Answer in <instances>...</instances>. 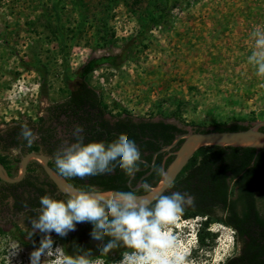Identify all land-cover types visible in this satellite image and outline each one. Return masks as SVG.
Wrapping results in <instances>:
<instances>
[{
    "label": "rangeland",
    "instance_id": "1",
    "mask_svg": "<svg viewBox=\"0 0 264 264\" xmlns=\"http://www.w3.org/2000/svg\"><path fill=\"white\" fill-rule=\"evenodd\" d=\"M166 8L170 28L153 25L136 42L140 24ZM256 27L264 30V0H0V130L40 124L46 108L67 97L59 33L74 78L100 92L110 118H163L191 131L211 129L213 120H262L264 76L248 62ZM1 153L16 176L17 149ZM30 174L44 178L39 170ZM4 192L0 219L11 205ZM201 219L181 217L168 230L189 253L187 264H222L236 253L233 230L211 222L200 242ZM29 225L22 216L1 222L0 264H30L40 242L21 234ZM51 236L53 248L62 247L61 237Z\"/></svg>",
    "mask_w": 264,
    "mask_h": 264
},
{
    "label": "trees",
    "instance_id": "2",
    "mask_svg": "<svg viewBox=\"0 0 264 264\" xmlns=\"http://www.w3.org/2000/svg\"><path fill=\"white\" fill-rule=\"evenodd\" d=\"M167 13L168 8L156 17L146 18L140 24L134 40L140 42L153 25H162L164 30H168L171 22L166 18ZM58 41L63 63V81L69 93L64 100L46 108V117L40 118V124L31 121L16 122L0 130V163L10 175L7 155L2 154L1 151L10 148H19L22 153L41 150L50 157L48 164L58 173L55 166V154L67 145L62 144L61 138H55V127L50 126L52 120L55 119L58 123L65 125V130L70 127L69 131L72 135L74 128L79 125L83 129L84 143L103 141L108 144L117 139L121 132L126 133L129 139L135 141L141 152V159L144 160H141L140 170L131 180L120 169L118 162H114V170L110 173L89 176L85 179L64 177L79 190L91 191L92 187H95L100 191H131L130 186H134L137 181L141 183L144 180L154 186L160 178L154 169L161 167L165 152H159L154 156L153 166L150 168L153 153L161 146L170 144L175 135L183 132L184 129L163 118L156 120L135 118L129 114L118 115L113 117V120L106 118L107 105L100 92L89 82L74 78L76 73L70 71L65 41L60 33ZM60 115H64L65 119H60ZM260 118L264 120V113L260 114ZM45 121L49 123L45 124ZM25 123L38 137L31 146L20 135L21 126ZM211 125L212 130L234 131L247 128L249 123L244 124L237 119L229 123L213 120ZM207 130L210 129L203 128L195 131ZM72 140L76 142L74 135ZM180 141L177 142L175 148L178 147ZM171 158L170 155L164 159L163 167L170 162ZM37 168L41 169V165L36 160H31L20 181L9 183L0 180V185L6 187V193L2 194L3 197L11 196L15 202L21 196L24 200L28 198L22 206H15L17 210L28 208L25 211L26 220L37 218L40 198L43 195L47 194L56 199H67L66 194L60 192L54 195L52 193L55 188L53 183H45L44 180L38 182V178L30 174ZM127 180L129 184H126ZM45 184L51 188H45L43 186ZM20 186H31V190H24L20 195L17 192ZM135 191L137 194L144 193L138 187ZM173 192H187L195 198L194 204L185 208L182 217L199 216L203 218L200 220L198 229L200 242H203L210 234L208 226L211 222L221 223L233 230L236 253L226 257L222 264H264V148L218 145L200 147L162 194L171 195ZM32 194L34 195L31 198ZM92 228L93 225L89 222L79 223L75 231L61 237L64 252L68 255H75L77 252L82 254L90 250V259L98 257L102 259V264H110L119 260L123 253L132 251L120 242L119 247L110 250L107 254L102 253L103 246L112 238L105 236L102 241L94 240L91 237ZM30 230L29 225L21 231V234L27 236V231ZM43 235L37 231L30 241L40 242Z\"/></svg>",
    "mask_w": 264,
    "mask_h": 264
},
{
    "label": "clouds",
    "instance_id": "3",
    "mask_svg": "<svg viewBox=\"0 0 264 264\" xmlns=\"http://www.w3.org/2000/svg\"><path fill=\"white\" fill-rule=\"evenodd\" d=\"M251 35L255 46L248 62L256 68L258 76H264V30L256 27ZM82 132L77 125L73 130L76 142L55 154V166L60 176L85 179L106 174L112 172L114 162H118L130 180L135 178L142 163L141 152L126 133L121 132L117 139L105 144L103 141L84 143ZM20 135L29 146L38 138L26 123L21 126ZM154 171L162 178L168 175L163 166ZM138 188L145 193L156 191L146 180L141 181ZM66 196V200L47 194L40 198L39 214L30 220L31 230L27 231V236L31 239L37 231L44 235L39 246L30 253V264H43L45 259L42 257H55L54 264H95L90 259V250L68 255L62 247L53 248L51 233L65 237L76 230L77 224L85 222L93 225L92 239L112 238L103 246L102 253L119 247L120 242L132 249L123 255L120 264H187L189 253L178 250V238L168 228L179 221L187 206L194 204L195 198L191 194L161 193L154 197V204L134 190L107 193L76 190Z\"/></svg>",
    "mask_w": 264,
    "mask_h": 264
},
{
    "label": "water",
    "instance_id": "4",
    "mask_svg": "<svg viewBox=\"0 0 264 264\" xmlns=\"http://www.w3.org/2000/svg\"><path fill=\"white\" fill-rule=\"evenodd\" d=\"M167 122H175L174 120L165 119ZM176 123V122H175ZM181 140L177 149L171 154L173 158L165 167L167 177H160L157 183L153 186L156 191L153 193H139L137 194L141 198L154 201V197L163 193L168 186L175 179L177 174L187 163L188 159L193 153L203 146H240V147H252L255 149L264 148V120H256L249 124L245 129L241 130H207V131H191L176 134L173 141L164 146L161 150H167L174 147L177 142ZM30 160H36L42 167L44 173L56 186L57 190L63 194L68 192L79 190L76 186L68 182L63 176H60L54 171L48 164V157L42 152H27L21 155L19 160V172L16 176H10L4 166L0 163V180L13 183L22 179L25 174L27 163ZM153 166V162L151 167ZM82 191V190H80ZM93 192L100 190H91ZM101 192H116V190H106Z\"/></svg>",
    "mask_w": 264,
    "mask_h": 264
},
{
    "label": "flooded vegetation",
    "instance_id": "5",
    "mask_svg": "<svg viewBox=\"0 0 264 264\" xmlns=\"http://www.w3.org/2000/svg\"><path fill=\"white\" fill-rule=\"evenodd\" d=\"M105 117L106 118H108V119H111V120H113V118H110L107 114H105ZM59 118L60 119H65V117H64V115H60L59 116ZM173 123H175V122H173ZM177 124V123H176ZM50 126H54L55 128V132H54V134H55V138H61L62 139V144H65V145H69V144H71V143H74V141L72 140L73 139V135L70 133V127L67 129V130H65L64 129V127H65V125L64 124H60V123H58L55 119L54 120H52V122L50 123ZM177 126L178 127H180V128H182V129H184V131L183 132H186V131H188L187 129H185V128H183V127H181V126H179L178 124H177ZM183 132H181V133H183ZM178 134H180V133H178ZM181 142V141H180ZM180 144V143H179ZM166 145H168V144H166ZM166 145H163V146H161V148L159 149V150H157L156 152H154L153 153V155H152V158H151V162H150V168H152L151 167V164H152V162H153V158H154V156L157 154V153H159V152H165V154H164V156H163V158H162V161H161V166H163V164H164V159L167 157V156H172V158H173V155L171 154V152H173V151H175L177 148H175V146L174 147H171V148H169V149H167V150H161L164 146H166ZM179 146V145H178ZM17 149V151H18V154L20 155V157H21V155H23V154H25V153H27V152H25V153H22V151H20V149L19 148H16ZM39 152H42L41 150H39ZM43 153V152H42ZM45 154V153H44ZM48 157V159H50V157L49 156H47ZM171 158V159H172ZM142 160V159H141ZM31 161V160H30ZM29 161V162H30ZM142 161H144V160H142ZM171 161V160H170ZM28 162V163H29ZM27 163V164H28ZM40 165V164H39ZM167 166V165H166ZM165 166V167H166ZM164 167V168H165ZM36 170H39L41 173H42V175H44V178L43 179H41V180H44V182L45 183H47V182H49V183H52V181L47 177V175L44 173V171H43V169H42V167H41V169L39 168H37ZM25 173H26V171H25ZM25 175V174H24ZM34 177V176H33ZM37 177V176H36ZM23 178V177H22ZM39 179V178H38ZM40 180V179H39ZM39 180H38V182H39ZM40 180V181H41ZM2 181V180H1ZM20 181V180H19ZM3 182H5V181H3ZM18 182V181H17ZM126 184H129V181L127 180V182H126ZM140 184V182L139 181H137V183L134 185V186H130L129 188H130V190L131 191H135V189L138 187V185ZM45 188H51V186H48V185H43ZM55 186V185H54ZM93 189L92 190H97L95 187H92ZM3 189H5V191H6V187H2V186H0V191H2ZM24 190H31V186H20L19 188H17V192H19L20 193V195H21V193H23V191ZM117 191V190H116ZM52 193L54 194V195H57L58 193H60L58 190H57V188H56V186H55V188H54V190L52 191ZM33 195L34 194H32L31 195V198L33 197ZM7 197H9L10 198V200H11V205L10 206H7L5 209H6V217H5V215L0 219V224H1V222L3 223V222H5L6 220H10V219H13V218H15V217H20V216H22V217H24L25 219H26V214L27 213H25V211L26 210H28V208L27 207H25V208H20L19 210H17L16 209V207L15 206H22V204H23V202H27L28 201V198H27V200H24V197L23 196H21V198L18 200V201H14L13 200V198L11 197V196H7ZM15 204V205H14ZM1 212V214H2V212H3V210H1L0 211Z\"/></svg>",
    "mask_w": 264,
    "mask_h": 264
}]
</instances>
